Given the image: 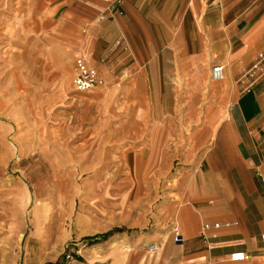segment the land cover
Segmentation results:
<instances>
[{
    "label": "crops",
    "instance_id": "0c3cea01",
    "mask_svg": "<svg viewBox=\"0 0 264 264\" xmlns=\"http://www.w3.org/2000/svg\"><path fill=\"white\" fill-rule=\"evenodd\" d=\"M30 9L37 30L67 36L69 54L81 52L97 70L103 83L96 87L114 85L101 98L128 74L137 119L168 121L182 105L185 118L203 121L180 152L178 186L153 210L129 204L93 223L86 240L102 239L73 243V264H264V76H243L264 46V0H33ZM214 63L223 67L216 81L209 79ZM167 125L156 136L169 137ZM158 147L155 141L152 151ZM169 158L151 161L156 176ZM150 243L155 251L146 250ZM234 252L244 257L229 259Z\"/></svg>",
    "mask_w": 264,
    "mask_h": 264
},
{
    "label": "rangeland",
    "instance_id": "374dc122",
    "mask_svg": "<svg viewBox=\"0 0 264 264\" xmlns=\"http://www.w3.org/2000/svg\"><path fill=\"white\" fill-rule=\"evenodd\" d=\"M32 2L0 0V264H73V243L102 239L86 240L93 223L129 204L153 210L178 186L180 152L203 121L185 118L182 105L168 121L137 119L128 74L109 99L100 92L110 96L114 85L73 90L67 36L37 30ZM166 124L174 132L156 136ZM167 156L156 176L151 161Z\"/></svg>",
    "mask_w": 264,
    "mask_h": 264
},
{
    "label": "built area",
    "instance_id": "2783aa9c",
    "mask_svg": "<svg viewBox=\"0 0 264 264\" xmlns=\"http://www.w3.org/2000/svg\"><path fill=\"white\" fill-rule=\"evenodd\" d=\"M72 77L71 85L77 91H88L96 86L103 83L102 77L98 74L97 70L93 67L88 66L85 61L80 56H74L72 60ZM223 76V67L219 63H214L209 68V79L216 81L221 79ZM243 76L247 77L250 82L264 76V46L258 50L251 63L243 72ZM264 185V181H262ZM173 240H180L176 234V229H172ZM261 244L264 249V232L260 236ZM157 245L155 243H150L146 246V250L155 251ZM244 256L240 252H234L230 254L229 259L238 260L242 259ZM95 264H105L103 262H96Z\"/></svg>",
    "mask_w": 264,
    "mask_h": 264
},
{
    "label": "bare ground",
    "instance_id": "6f19581e",
    "mask_svg": "<svg viewBox=\"0 0 264 264\" xmlns=\"http://www.w3.org/2000/svg\"><path fill=\"white\" fill-rule=\"evenodd\" d=\"M78 54L81 55L80 52L76 51V52L74 53V56H79Z\"/></svg>",
    "mask_w": 264,
    "mask_h": 264
},
{
    "label": "trees",
    "instance_id": "16d2710c",
    "mask_svg": "<svg viewBox=\"0 0 264 264\" xmlns=\"http://www.w3.org/2000/svg\"><path fill=\"white\" fill-rule=\"evenodd\" d=\"M76 258V257H75Z\"/></svg>",
    "mask_w": 264,
    "mask_h": 264
}]
</instances>
